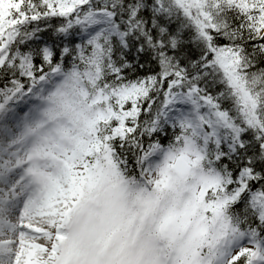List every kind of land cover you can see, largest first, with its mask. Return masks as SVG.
I'll return each instance as SVG.
<instances>
[{
    "label": "snow or ice",
    "instance_id": "1",
    "mask_svg": "<svg viewBox=\"0 0 264 264\" xmlns=\"http://www.w3.org/2000/svg\"><path fill=\"white\" fill-rule=\"evenodd\" d=\"M0 264H264V0H0Z\"/></svg>",
    "mask_w": 264,
    "mask_h": 264
}]
</instances>
